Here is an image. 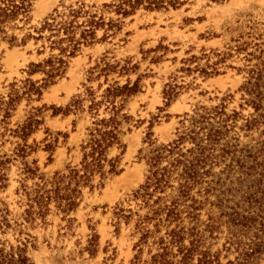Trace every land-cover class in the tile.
Returning <instances> with one entry per match:
<instances>
[{
	"label": "rangeland",
	"instance_id": "obj_1",
	"mask_svg": "<svg viewBox=\"0 0 264 264\" xmlns=\"http://www.w3.org/2000/svg\"><path fill=\"white\" fill-rule=\"evenodd\" d=\"M120 2L34 0L28 17L13 22L7 27V37L0 38V105L15 88L23 92L28 79L44 86L40 97L29 99L20 93L8 118L3 119L5 108L0 110V160L5 161L0 170L6 177L0 185V243L7 250H23L34 264H133L134 245L140 237L137 213L150 210L135 197L149 174V141L157 145L173 141L183 128L185 114L204 107L221 106L229 115L238 113L228 120V140L239 144L243 165L237 162L229 171H222L224 161L214 165L217 187H231L234 200L264 187V120L251 128L245 125L259 114L248 101L252 96L245 84L251 69L264 68V0H175L176 6L148 9L141 5L129 15L116 11ZM82 3L90 14L115 26L98 28L93 43L83 44L75 56L66 58V72L53 83H45L47 75L34 72L38 68L32 63L43 62L59 50H52L45 39H36L38 29L56 11ZM88 17L85 14L79 21ZM215 52L228 55L220 60ZM203 54L218 61V74L185 70L186 59ZM105 62L113 69L101 71ZM200 62L206 63V58ZM127 64L129 71L121 72L120 67ZM127 80H138L140 91L123 109L129 119H122L121 144L108 150V158L118 160V172L107 174L103 181L95 175L93 188L82 187L73 210L65 213L52 201L43 218L29 217L25 186L30 190L46 183L50 188L57 174L80 168L94 121L110 115L105 104L98 117L89 110L90 88L99 97L108 83ZM171 83L179 85L178 96L166 105L163 91ZM82 97L83 105L74 107V101ZM33 116L41 123L28 138L31 147L26 156H20L18 145L23 141L10 129ZM27 165L35 173L28 172ZM175 193L176 189H168L167 199ZM215 194L210 199L215 200ZM210 207L207 204L202 210L204 218ZM120 208L126 214L132 210V216L120 217ZM148 257L146 248L142 259ZM259 264H264V258Z\"/></svg>",
	"mask_w": 264,
	"mask_h": 264
},
{
	"label": "trees",
	"instance_id": "obj_2",
	"mask_svg": "<svg viewBox=\"0 0 264 264\" xmlns=\"http://www.w3.org/2000/svg\"><path fill=\"white\" fill-rule=\"evenodd\" d=\"M33 1L0 0V38L7 37V27L13 22L28 17ZM166 4L176 6L175 0H121L116 11L129 15L141 5L148 9H159ZM85 14L89 17L80 22L79 18ZM106 25L109 29L115 26L112 21L106 22L102 16L97 18V15L90 14L84 3L78 7L70 6L68 11H56L43 21L36 39L47 40L50 48L58 49L59 53L43 62L32 63L38 68L34 72L43 71L47 75L45 83H53L56 77L66 72V58L75 56L83 44L93 43L97 29ZM81 28L80 37L77 38V30ZM12 40L15 41L16 37L13 36ZM216 55L221 60L228 54L218 52ZM203 58H206L204 64L200 62ZM211 60L210 54H203L202 57L193 55L185 60V70L197 71L205 76L218 74V61ZM113 67L110 62H105L100 68L107 72ZM120 71H129L128 64L122 65ZM250 74L245 88L252 96L248 101L259 114L246 120L248 128L264 120V68L251 69ZM178 86L171 83L164 89L166 105L178 96ZM43 87L28 79L23 92L15 88L8 100L1 101L0 110L5 108L3 119L9 117L11 106H15L21 94L29 99L34 95L40 97ZM93 90L90 88L88 91L91 98L89 110L94 111L98 117L99 108L105 104L110 115L94 121L90 138L83 146L84 156L80 168L72 167L68 174H57L50 188L45 186L46 183L30 190L25 186L24 191L30 201L27 209L29 217L37 214L43 218L52 201L65 213L73 210L78 205L82 187L93 188L95 175L98 174L100 181H103L107 174L118 172V160L109 159L108 150L121 144L122 119H129L123 109L126 102L140 91L139 83L138 80L134 83L129 80L124 84L108 83L99 97ZM83 101V97L76 99L73 106L80 107ZM236 114L238 113L227 114L221 106L204 107L192 115L185 114L183 128L173 141L157 145L150 139L151 150L147 154L149 174L135 193V197L141 198L150 210L144 215L137 213L136 229L140 237L134 245L136 253L133 264H223V259L227 260L226 264H259L264 258V187L258 193L234 200L231 187L223 190L217 187V172L212 170L214 165L223 161L225 166L222 171H229L237 162L243 165L241 154H238V151L242 152L239 144L228 140V120L230 117L235 118ZM40 123L33 116L10 129L23 141V144L18 145V155L26 156L28 147H31L28 138ZM186 143L191 145L187 146ZM3 164L5 161L0 160V165ZM106 164L109 165L108 169ZM27 171L35 173L28 165ZM261 171H264V167ZM210 177L212 178L209 179ZM5 180V173L0 170V185ZM168 189L177 191L169 200L166 195ZM213 193H216L215 200L210 199ZM207 204L211 207L204 218L202 210ZM118 212L120 217L126 218L133 213L129 210L126 214L123 208ZM217 244L220 246L216 248ZM146 248L149 257L142 259ZM0 264L34 263L23 250L15 251L13 247L7 250L0 243Z\"/></svg>",
	"mask_w": 264,
	"mask_h": 264
}]
</instances>
